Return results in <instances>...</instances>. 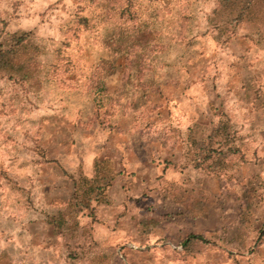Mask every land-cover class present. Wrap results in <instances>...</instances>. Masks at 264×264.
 <instances>
[{
	"label": "rangeland",
	"instance_id": "1",
	"mask_svg": "<svg viewBox=\"0 0 264 264\" xmlns=\"http://www.w3.org/2000/svg\"><path fill=\"white\" fill-rule=\"evenodd\" d=\"M256 7L0 0V264H264Z\"/></svg>",
	"mask_w": 264,
	"mask_h": 264
},
{
	"label": "trees",
	"instance_id": "2",
	"mask_svg": "<svg viewBox=\"0 0 264 264\" xmlns=\"http://www.w3.org/2000/svg\"><path fill=\"white\" fill-rule=\"evenodd\" d=\"M217 6L220 8L228 9V10H223L226 12L225 16L226 19H229L230 17V23H236L240 17L241 14H250L252 17L254 15H257L259 13L258 7H256V0H217ZM27 36V33H20L16 35H11L10 36V42L12 46H19L20 44H23V41L25 40ZM16 50H12L11 47H4L0 43V70L4 69L6 67L12 66L11 61L15 59V54ZM228 151H231L232 148L228 147ZM94 179H91L89 181V184L86 185V187L83 188V192L81 193L82 199L84 201L82 202V206L86 207L88 205V196L92 193V191H98L99 189L93 186V181ZM109 184L108 180H105V182L102 184L103 187L107 186ZM81 200V199H80ZM52 220V219H51ZM199 240V241H204V239L200 235H189L186 238L183 239V241L180 243V245L185 249L188 247L191 242Z\"/></svg>",
	"mask_w": 264,
	"mask_h": 264
},
{
	"label": "crops",
	"instance_id": "3",
	"mask_svg": "<svg viewBox=\"0 0 264 264\" xmlns=\"http://www.w3.org/2000/svg\"><path fill=\"white\" fill-rule=\"evenodd\" d=\"M108 186V185H107ZM108 201H106L105 203L106 204H109V200L110 199H107ZM40 216H41V218H40V220L41 219H43V215H42V213L40 214ZM93 227H94V230H96L97 228H98V224H94V225H92ZM39 228V231H38V233L36 232H33L32 233V245L30 244V242L29 241H27V242H25L24 244H22V246L23 247H28V250H30V248L31 247H33V249H34V247H39L38 248V250H39V255L43 258L45 255L44 254H48L49 252H50V249H46V251L45 250H41V248H43V247H45V246H47V245H43V244H41V241L43 240V238H44V240L47 238V236H52L53 234H51L50 233V229H46V225L45 226H43V227H38ZM45 228V229H44ZM23 231V235H24V237L25 238H29V236H30V234H29V232L28 231H26V230H22ZM49 233V234H48ZM54 237V236H53ZM45 242H46V240H45ZM53 250V249H52ZM34 251V250H33ZM34 252H36V250L34 251Z\"/></svg>",
	"mask_w": 264,
	"mask_h": 264
}]
</instances>
